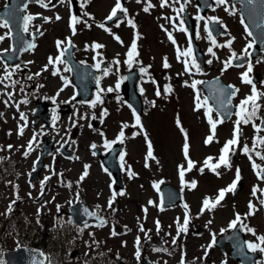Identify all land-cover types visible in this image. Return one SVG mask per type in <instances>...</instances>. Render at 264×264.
Wrapping results in <instances>:
<instances>
[{"label":"rangeland","instance_id":"rangeland-1","mask_svg":"<svg viewBox=\"0 0 264 264\" xmlns=\"http://www.w3.org/2000/svg\"><path fill=\"white\" fill-rule=\"evenodd\" d=\"M102 2L82 0L76 14L80 22L75 24V34L70 27L72 14L68 12L67 0L64 8L61 3L57 11H50L49 17L56 13L60 19L36 24L46 31L35 47L23 54L27 68L17 69L0 57V80H3L0 83V248L11 247L16 241L31 243L35 248L42 247L45 264H118L123 258L126 264H140L143 257L154 264H181L182 257L184 264H240L231 258L229 244L221 249L216 245V238L231 230L229 222L237 213L241 223L255 229L257 235H264V205L260 203L264 200L260 191L264 189V180L257 177L249 160L251 155L261 166L263 161L256 153H262V148L257 141V147L249 154L240 150L244 144L251 148L254 138L264 137V129L259 126V119L264 115V95L256 101L259 105L256 115L248 124L240 125V146L230 155L231 167L217 168V175L204 164L207 157H213L210 163L218 161L220 149L232 138L238 119L237 106L252 94V86L241 79L248 63L243 66L232 63V53L244 55L243 50L251 44L237 6L229 0L223 5L213 0L214 7L200 14L196 0H168L164 7H161V0H140L139 3L124 0L127 15L122 13L119 19L103 24L116 0H106V6ZM4 3L5 0H0L1 6ZM149 4L152 7L145 12L144 8ZM181 6L195 23V40L205 54V68L202 70L194 57L185 23L181 25ZM213 17L218 18L226 31L216 39L212 36L209 39L203 26ZM128 20H132L136 27L130 26ZM101 24L105 27H100ZM181 27L185 31H181ZM147 30L148 34H145ZM4 33L5 27L0 26V36L5 37L0 40V51L9 47ZM169 33L175 43L169 40ZM127 34L131 35L130 40L124 37ZM117 36L119 40L115 38ZM134 39L137 55L129 60L127 53ZM58 40L63 42L59 48ZM69 41L79 60L92 66L100 60L106 63L100 84L103 91L94 98L95 101L99 95L101 102L95 107L74 102L75 88L69 71L61 65L48 64L49 57L61 55ZM94 43L103 47L94 48ZM209 48L215 55L209 52ZM189 49L190 53L183 55ZM165 58L169 67L164 66ZM226 61L231 63L225 69ZM185 62L189 71H185ZM45 65H48L46 70ZM251 65L248 78L255 84L257 93L264 94V55ZM133 67L139 74L136 89L143 102L139 115L124 101L120 89L124 72ZM6 68L12 74L3 79ZM141 68L146 71L142 72ZM54 70H58L56 75H53ZM214 76L239 89L232 98L234 110L228 120L219 118L201 87L203 80ZM194 81L200 82L195 88L192 87ZM42 83H45L44 87ZM109 88L113 91H107ZM36 98L53 102L50 131H46L42 123L33 124L32 110ZM197 103L200 108L196 107ZM67 106H70L68 113L58 112ZM105 110L106 114L102 115ZM206 112L214 121H222L217 123L214 139L207 145L204 140L211 134V126ZM20 113H24L25 119H21ZM254 124L258 127L254 128ZM21 127L23 135L19 134ZM44 135H54L56 146L68 142L74 156L65 157L54 151L44 159L40 178L30 181L29 174L40 150V138ZM186 135L189 144L187 159L183 152ZM29 140H32V150L25 156ZM148 141L154 159L147 157ZM117 142L123 143L117 159L122 188L115 185L113 175L93 152L96 147L103 153ZM174 143L175 147H172ZM188 159L194 162L191 170H188ZM237 168L241 170L240 187L226 192L220 204L201 213L205 197L210 198V203L215 201L218 190L227 188L235 179ZM182 169L183 178L180 175ZM85 171L87 175L81 179ZM193 182L195 187H192ZM166 183L178 189L181 200L162 208L159 188ZM254 186L258 189L256 196L252 195ZM42 187L44 194L36 201ZM109 200H112L111 207ZM79 201L105 219L102 226L94 222L76 225L71 221L68 208ZM249 201L255 205V214L245 218ZM186 213L189 218L187 231L178 235V226L184 225ZM239 229L245 242L256 241L250 232L240 226ZM213 239L215 243L209 248ZM206 249L207 256L204 255ZM137 250L139 257L136 256ZM256 252L255 264H264V252Z\"/></svg>","mask_w":264,"mask_h":264},{"label":"water","instance_id":"water-1","mask_svg":"<svg viewBox=\"0 0 264 264\" xmlns=\"http://www.w3.org/2000/svg\"><path fill=\"white\" fill-rule=\"evenodd\" d=\"M28 1L31 0H7L6 6L0 10V18H5L9 21V25L11 27L12 33V49L4 53L3 56L9 61L20 59L21 53L29 49V45H33L32 40L26 41L21 34V26H22V18H23V9ZM199 4V8L201 12H204L207 8L212 6L211 0H197ZM241 13L244 15L248 27L254 37V45L252 48V57L258 54L259 50L262 48L264 43V15L261 13V21L259 25H252V17H250L249 10L246 9L244 3H242V7L240 9ZM255 13L256 11H252ZM120 15V12L117 16ZM185 20L188 26L190 38L192 41L193 48L196 53V58L199 63L200 68L204 67L203 62V53L201 52L200 47L196 44L193 39V21L190 19L188 14L184 11ZM16 17V18H15ZM110 22L106 20L105 23ZM211 33L214 37L218 34L223 33V28L218 25L217 22H209ZM72 45H69L66 51V58L70 63L74 82L78 87V94L80 97L84 99H88L84 97L85 90L88 89L90 82L92 81L95 83L96 77L98 73H93L91 70L88 69L87 66L79 64L76 62L72 57ZM234 63L243 64L245 62L244 57H238L233 60ZM102 66V65H101ZM136 78V72L130 76L129 81L124 84V94L125 99L129 102L134 109L140 113L141 111V101L139 95L136 93L134 88V80ZM223 83V81L219 77H213L211 79L204 80L202 82V87L206 92V97L208 100L212 102L213 107L219 113L222 118H229L233 111V106L231 103V98L229 94L234 90L233 87H229ZM43 119L47 122L48 116L44 115ZM260 125L264 127V116L260 122ZM65 145L62 146L59 151L63 152L65 155H73L72 151L65 150ZM121 144H116L112 147V149L102 156L104 163L106 166L111 170L114 174L116 184L121 186L120 183V173L119 169L116 165V157L117 153L121 149ZM264 148V145H262ZM42 151L40 152L39 158L35 164V169L32 171L30 175V179L34 180L38 178V172L43 165L42 159L45 155L51 153L52 147V140L49 142H45L42 146ZM264 155V151L262 153ZM264 167V164L263 166ZM161 193V206L171 205L174 204L179 200V192L170 184H165L160 190ZM41 195L39 196V198ZM93 213L90 209L83 203L79 202L75 205H72L69 209V214L72 217V220L75 223L81 224L84 222H88L90 220H94L97 222H101V218H99L95 213V215H91ZM229 241L231 243V250L230 253L235 260H239L242 264H254V259L256 258L257 254L248 252L245 248L243 236L238 231V227L235 228L229 234L222 236L218 239V245L223 247L225 241ZM5 257L7 258V264H43L44 256L38 250H28V249H18L14 252L6 254ZM142 264H150L146 260H142Z\"/></svg>","mask_w":264,"mask_h":264},{"label":"snow or ice","instance_id":"snow-or-ice-1","mask_svg":"<svg viewBox=\"0 0 264 264\" xmlns=\"http://www.w3.org/2000/svg\"><path fill=\"white\" fill-rule=\"evenodd\" d=\"M36 3L40 4L41 7H44V8H47L49 7V5L51 4V0H48V3H44V0H35ZM60 3H65L66 0H59ZM67 2L70 4L71 3V0H67ZM85 2H87V0H85ZM137 2L139 3L140 0H137ZM177 2H179V0H177ZM185 2H188V0H185ZM216 2L218 4H226L228 2V0H216ZM249 2H253V0H249ZM168 4V0H161V7H164L165 5ZM53 7L55 5H52ZM83 6V5H82ZM27 7V5H25V8ZM149 7H152L151 4H149L148 6H146L144 8V11L147 12L149 10ZM226 11L228 10L227 8L225 9ZM180 12L183 11V6H181V8L179 9ZM118 12H123L125 15H127V9L123 7V5L121 4L120 0H116V3L115 5L113 6L110 14L105 18L106 20H109V21H112L114 18L117 17V14ZM36 15H39V14H36ZM85 15H87V13H85ZM35 19V16L33 15H25L23 16L22 18V21H23V26H24V31H28V25L30 24V22ZM45 22H48L51 18L49 17H44L43 18ZM56 19L59 20L60 17L59 15L56 16ZM199 19H204L203 17H200ZM210 20L212 21H216L218 22V18H209ZM80 22L79 21V18L76 17L75 15H72L70 17V27H72L73 29V34H75V24ZM128 24L130 26H132L133 28H135V24L132 20H128L127 21ZM183 20H181V25H183ZM0 26H3V27H7V22H3V23H0ZM100 27L104 28L105 26L103 24L99 25ZM117 26H119V24H117ZM163 27V26H162ZM204 31L208 33V37L209 39H211V36H212V33H211V30H210V25L208 22H205L204 23ZM107 30V29H106ZM181 31H185V29L183 27H181L180 29ZM37 31H39L37 29ZM41 35H43V33H40ZM197 35L199 36V32L197 33ZM5 37L4 36H0V40H3ZM117 40H119V37H115ZM168 38L169 40H172L173 43H175V40L173 39V36L171 33L168 34ZM63 42L62 41H57V47L59 48L60 45L62 44ZM71 42L69 41V44ZM213 44H215V41L213 40L212 41ZM231 45V40L228 41V46ZM35 45H32L30 44L29 45V48H34ZM93 47L94 48H101L103 47V45H100L98 43H94L93 44ZM251 47V44H249L244 50V55H248V48ZM64 51H67V49H64L62 52H61V55H58L56 56L55 58L53 57H49L48 59V64L49 65H55L57 63H62V55L64 54ZM191 49H189L187 52L183 53V55L187 56L189 53H190ZM209 52L212 53L213 55H215V53L212 51V48H209ZM134 55H137L136 53V40L134 39L133 40V43L129 49V52L127 53V56L129 58V60H131ZM179 50H178V59H179ZM232 56L233 57H236V54L235 53H232ZM238 58V57H236ZM128 62V61H126ZM115 63H119L118 61H115ZM209 63H211V61H209ZM231 61H226L225 62V69L230 65ZM99 65H97L98 67ZM165 67H169V65L167 64V60L165 58V64H164ZM20 66L19 65H16V68L18 69ZM48 65H45V70L47 69ZM197 70L199 71V69L197 68ZM57 71L58 70H54L53 71V75H56L57 74ZM141 71L144 72L146 71V69L144 68H141ZM185 71H189V68H188V64L187 62H185ZM223 71V70H222ZM252 71V65L251 63L248 64V67H247V71L242 73L241 74V79H242V82L243 83H247V84H250L252 86V94L249 95V96H246L243 100L240 101V104L237 106V108L239 109L237 112H236V115L238 117V119L236 120L235 122V125H234V129H233V135H232V138L227 140L223 147L220 149V156L218 158V161L213 164V163H210V161L213 160V157H207L205 158V161H204V164L209 168L211 169L213 172H216V169L221 167V166H224V167H228L230 168L231 167V164H230V155L234 153V150L240 146V140H239V136H240V125L241 124H248L252 118L256 115V111L257 109L259 108V105L256 103V101L258 100L259 96L260 95H264V94H258L257 93V90H256V86L255 84L252 82L251 79L248 78V72H251ZM11 72L7 70H5V75L3 77V79H8L10 76H11ZM107 71H105V75H107ZM35 75H40V73H36ZM31 79V77H29ZM3 80H0V83H2ZM196 83H200L198 81H194L193 84H192V87L195 88V85ZM117 87H119V84H117ZM229 87H233V86H229ZM62 90V89H61ZM101 91H103L101 89ZM107 91L111 92L113 91L112 88H109L107 89ZM165 91H170V88H165ZM239 89H234L229 95L230 96H234L236 94V92H238ZM160 92L159 90L157 91V95H159ZM9 96H11V93H8ZM198 99V98H197ZM26 102V101H24ZM97 102H101V98L100 96L98 95L96 100L91 102V106L92 107H95V104ZM7 103V102H5ZM250 106V107H249ZM197 108H200L201 105L199 103H197L196 105ZM106 114V110L104 113H102V115ZM2 115V114H0ZM206 116H208V122L210 124V131H211V134L208 135L206 137V139L204 140V143L207 145L209 143H211L214 139V136H215V130H216V127H217V123H222V121H214L212 119V117L209 115L208 112L205 113ZM20 116H21V119H25V115L24 113H20ZM136 123L139 125L140 124V119L139 117L137 116L136 117ZM177 124L178 126L180 125V121L179 119L177 120ZM125 127H127V125H125ZM142 127V126H141ZM254 128L258 127L257 125H253ZM181 131H183V129L181 128ZM19 134L20 135H23V127H21L19 129ZM121 135H123V132H121ZM146 140H147V137H145ZM33 139H35V136L33 137ZM257 141L259 143V145H264V137H258V138H254L253 140V145L251 148H249V146L247 144H244L243 147L240 149L244 154H249L250 152L254 151L255 148L257 147ZM32 140H29L28 142V150L25 151L24 155L27 156L28 153L32 150ZM9 148H11L12 146L9 145L8 146ZM183 152H184V155L186 157V159L188 158V155H189V144H188V140H187V135L185 136V143L183 145ZM256 155L261 159V160H264V155H262L261 153L257 152ZM147 157H152L153 159L155 158L153 156V153H152V145H151V142L148 141V153H147ZM249 160L251 161L252 163V167H253V170L254 172L256 173L257 177L261 180H264V167L258 165L255 160H253L252 156L249 155ZM193 161H191L190 159H188V170H191L192 166H193ZM147 167V164L145 165ZM87 165H85V169H87ZM204 169L202 168L201 171H203ZM241 170L239 168L236 169V176H235V179L232 181V183L225 189H220L218 190V196L217 198L215 199V201L211 202L210 203V198L208 197H205V199L203 200L202 202V207H201V213H203L205 210H212L213 208H215L218 204H220L221 200H223L224 198V195L226 192H233L236 190L237 188V185H238V182L241 178ZM217 175H219L218 172H216ZM87 175V172L85 171V173L82 174L81 176V179L84 178V176ZM180 175H181V178H183V175H184V170L182 169L181 172H180ZM47 179V178H46ZM195 182L192 183V187H195ZM42 190H43V187H42ZM257 187L254 186L253 187V190H252V195L253 196H256L257 194ZM262 194H264V189L260 190ZM121 195H123V193H121ZM12 203H15V201H13ZM111 203H112V200H109V207H111ZM149 203H152L151 201H149ZM261 205H264V200H261L260 201ZM249 212L245 214V218H247V216H250V215H254L255 214V205L252 203V201H249ZM185 207H187L185 205ZM8 211L10 212L11 211V204L9 205V208H8ZM39 212V209L37 210ZM91 215H95L94 213H91ZM187 223H188V216H187V213L185 214V217H184V225L183 226H178V232L177 234L179 235V233L181 231H187ZM209 223H211V221H209ZM103 225V220H101V226ZM240 226L241 229L243 230H246L247 232H250L253 236L256 237V241H246L245 244L247 246V248L252 251V252H256V251H260V252H264V235H257L255 229L251 228V227H248L247 225L241 223V217H240V214H236L235 216V219H233L232 221L229 222V225H228V228L229 229H235L237 228V226ZM157 226L159 228V221H157ZM141 230L143 231V228L141 226ZM221 231L223 232L224 229H221ZM115 234V233H113ZM173 242L175 243V238L173 239ZM137 245H139V237H137V241H136ZM215 243V239H213V242L210 243L208 245L209 248H211L213 246V244ZM157 251H160L161 249H156ZM166 251V250H164ZM205 256L208 255V251L207 249L205 250V253H204ZM136 256L139 257L140 256V252L139 250H137L136 252ZM181 264H184V261H183V257H182V260H181Z\"/></svg>","mask_w":264,"mask_h":264},{"label":"flooded vegetation","instance_id":"flooded-vegetation-1","mask_svg":"<svg viewBox=\"0 0 264 264\" xmlns=\"http://www.w3.org/2000/svg\"><path fill=\"white\" fill-rule=\"evenodd\" d=\"M249 1V0H248ZM77 3L79 6L81 5V2H82V0H71V3L69 4H67V5H70L71 7H70V9L72 10V12L73 13H75V14H77L78 12H76L75 10H74V7L72 6V3ZM44 3H48V0H44ZM60 2H59V0H51V4L49 5V7H47V8H44V7H41L40 6V4H38V3H36V2H31V3H29L28 5H27V7H26V9H25V15H33V16H35V19H33L31 22H30V24L28 25V31H24V26H23V28H22V31L27 35V36H31L33 33H35V32H37V29L39 30L38 31V38L40 37H42L43 35H41L40 33H45V29H42L40 26H36V24H43V23H49V22H54V21H56V16L58 15V14H56V13H54L53 15H52V17H49V15H48V13L50 12V11H57L58 10V7L60 6ZM52 5H55L54 7L52 6ZM66 5H65V3H64V6H63V8L65 7ZM36 14H39V15H36ZM44 17H49V18H51L48 22H45L44 21ZM2 22H5V21H3V20H1ZM0 21V22H1ZM5 29H6V27H5ZM36 40V39H35ZM62 58V63H61V65L66 69V70H70V68H69V66H68V64L65 62V59H64V57L62 56L61 57ZM42 87H44L45 86V83H42V85H41ZM50 103H51V107H53V102L52 101H50ZM0 264H4V262L3 261H0Z\"/></svg>","mask_w":264,"mask_h":264},{"label":"bare ground","instance_id":"bare-ground-1","mask_svg":"<svg viewBox=\"0 0 264 264\" xmlns=\"http://www.w3.org/2000/svg\"><path fill=\"white\" fill-rule=\"evenodd\" d=\"M102 5H103V6H106V5H107L106 0H103ZM148 32H149V30H147L145 34H148ZM130 36H131L130 34H127V35H125L124 37H125L127 40H130ZM134 37H135V36H134ZM174 141H176V140H174ZM175 144H176V143H174V144L172 145V147H175ZM197 193H198V191H196L195 195H196Z\"/></svg>","mask_w":264,"mask_h":264}]
</instances>
